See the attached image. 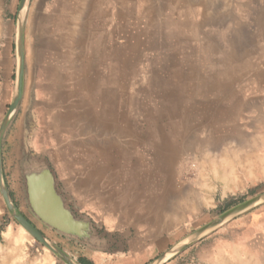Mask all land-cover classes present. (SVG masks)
Instances as JSON below:
<instances>
[{
  "label": "rangeland",
  "instance_id": "obj_1",
  "mask_svg": "<svg viewBox=\"0 0 264 264\" xmlns=\"http://www.w3.org/2000/svg\"><path fill=\"white\" fill-rule=\"evenodd\" d=\"M30 1L21 12L23 45L25 37L34 53L26 56L22 97L2 137L18 125L29 129V150L50 166L65 203L88 220L89 238L67 237L39 220L24 185L20 199L6 188L16 211L74 263L150 264L228 209L264 193V151L248 149L250 133L264 129V108L211 86L213 72L204 68L221 57L209 49L225 46L219 32L225 23L217 18L215 30L204 36L184 21L186 8L115 0V20L100 23L97 64L91 39L88 55L81 43L87 39L73 43L82 45L81 56L67 53L64 23L53 24L57 38L34 40ZM19 2L0 0V28L12 29L10 60L0 59V121L15 93ZM37 16L40 31L45 15ZM258 139L261 144L263 136ZM262 205L215 226L160 264H199L204 241L225 236L221 228ZM0 206V232L16 225V243L21 226L1 195ZM2 238L0 252H12L14 238ZM19 252L24 264H49L51 257L67 264L34 237Z\"/></svg>",
  "mask_w": 264,
  "mask_h": 264
},
{
  "label": "crops",
  "instance_id": "obj_2",
  "mask_svg": "<svg viewBox=\"0 0 264 264\" xmlns=\"http://www.w3.org/2000/svg\"><path fill=\"white\" fill-rule=\"evenodd\" d=\"M147 1L150 5L155 4L156 7L159 1L160 9L165 6L180 12V9L186 8L184 21L191 28L192 33L199 34L203 31L204 36H206L207 30L209 32L215 30L213 26L218 23L217 18L220 24L225 23L219 29L225 46L210 47L209 49L212 55L219 53L221 57L215 62L206 63L204 66L205 69L208 67L209 71L213 72L211 73L213 79L211 86L218 85L225 88L223 91L225 95L239 96L242 98V102L260 103L262 105L259 107L264 108V0ZM30 4L34 10L28 19L30 23L28 28H30V36L34 40L37 38L47 40L57 38V35L52 33L53 24L64 23L61 37L66 40L63 47H67V53L72 58L74 55L75 57L81 56L83 49L80 47L82 45L80 47L73 46V43H77L80 39H87L81 43L84 44L85 53L88 55V40L91 39L93 42L96 39L95 45L92 42L89 45L91 46L92 58L95 54V61L97 64L99 63L100 23L109 22L110 16L113 17L111 21L115 20V16H117L115 0H31ZM39 13L45 15L41 20L43 26H41L40 31H38L39 27L36 23ZM8 23L11 27L12 23ZM11 32L12 29L4 32L0 28L1 61L4 60V56H6L4 61L10 60ZM209 39L212 38L209 36ZM49 42L47 44L51 50V42ZM23 47L24 62H26L27 54L30 51L34 53V50L31 45L28 44L27 46L25 37ZM85 60H88V57ZM72 68L75 67L72 66ZM79 69L77 67L76 71ZM262 117L264 118V116ZM261 125L264 127V123ZM7 131L2 137L1 143L3 178L8 190L11 193H16L15 199H20L25 184L23 164L26 159L35 157V155L28 146L26 134L29 129H22L18 125L9 130V133ZM22 133L23 138H20ZM250 134L251 146L248 149L264 151V129L259 132L253 130ZM259 135L263 136L261 144L258 139ZM22 139L23 141H21ZM18 140H20L19 144H17ZM2 214L0 206V215ZM18 231L16 225L8 223L0 232V236L1 238L4 237L2 239L14 238L15 244ZM219 233H224L225 236L204 241L200 246L196 255L199 264H217L224 258L235 264L239 262L242 264H264V205L232 220L221 228ZM53 259V257L50 258L49 264L54 263L55 260Z\"/></svg>",
  "mask_w": 264,
  "mask_h": 264
},
{
  "label": "water",
  "instance_id": "obj_3",
  "mask_svg": "<svg viewBox=\"0 0 264 264\" xmlns=\"http://www.w3.org/2000/svg\"><path fill=\"white\" fill-rule=\"evenodd\" d=\"M27 0H20L18 13L15 23V51H16V82L15 93L5 116L0 121V195L6 207L12 212L14 219L21 224L27 231L40 243L48 247L53 253L57 254L67 264L74 263L68 255L58 246L50 243L44 234L34 226L22 213L16 211V206L11 201L6 188L1 162V138L7 123L16 110L21 97L23 88L24 73V48H23V19L21 9ZM24 186L27 192L28 204L34 215L50 228L59 233L74 239L89 238L91 225L85 217L77 215L74 209L70 208L60 195L56 187L55 175L44 161V158L29 157L23 164ZM264 202V193L255 195L250 199L228 209L214 220L202 228L195 231L186 241L175 245L161 254L150 264H160L169 256L177 253L190 243L200 238L204 233L221 224L222 222L239 215L248 209ZM37 205V206H36ZM39 205V206H38ZM167 256V257H166Z\"/></svg>",
  "mask_w": 264,
  "mask_h": 264
},
{
  "label": "bare ground",
  "instance_id": "obj_4",
  "mask_svg": "<svg viewBox=\"0 0 264 264\" xmlns=\"http://www.w3.org/2000/svg\"><path fill=\"white\" fill-rule=\"evenodd\" d=\"M26 3V2H25ZM23 7H25V4L23 5ZM21 9V12L23 11V8ZM22 15V14H21ZM223 138V137H222ZM218 146V145H217ZM202 152V151H201ZM216 153V152H214ZM213 154V153H212ZM227 155V153H225ZM214 155V154H213ZM222 155V153H221ZM225 155V156H226ZM219 156V155H218ZM212 157V156H211ZM216 157H214L215 159ZM219 158V157H218ZM213 159V162H214ZM224 160V159H223ZM199 161V160H198ZM210 161V160H209ZM201 162V161H200ZM211 163V162H210ZM223 163V162H222ZM212 165V164H211ZM214 165V163H213ZM223 165V164H222ZM213 168V167H212ZM214 171V170H213ZM219 171V170H218ZM220 173V172H219ZM216 175V174H215ZM203 184V183H202ZM201 184V185H202ZM178 197V196H177ZM180 202V201H179ZM37 206V205H36ZM39 206V205H38ZM21 229H20V235L18 236V239H16V243H15V247L14 249H12L10 252L9 251H1V255H0V264H24L23 261L21 260V255H20V250L23 247V242L24 240H28L31 237H33L28 231L27 229H25L21 224ZM187 238V237H186ZM48 248V247H47ZM167 257V256H166ZM20 260V261H19ZM235 261V260H234ZM233 261V262H234ZM250 261V260H249ZM32 264H41V261L36 260L34 261ZM217 264H235V263H231L228 259H221ZM238 264H242V262H239Z\"/></svg>",
  "mask_w": 264,
  "mask_h": 264
},
{
  "label": "trees",
  "instance_id": "obj_5",
  "mask_svg": "<svg viewBox=\"0 0 264 264\" xmlns=\"http://www.w3.org/2000/svg\"><path fill=\"white\" fill-rule=\"evenodd\" d=\"M227 204H228V203H227ZM79 262H80L81 264H88V263H87V260L84 259V258H81V259L79 260Z\"/></svg>",
  "mask_w": 264,
  "mask_h": 264
}]
</instances>
